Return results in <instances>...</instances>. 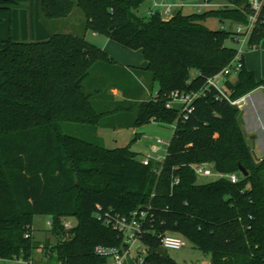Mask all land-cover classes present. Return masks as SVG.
Masks as SVG:
<instances>
[{"label": "trees", "instance_id": "trees-1", "mask_svg": "<svg viewBox=\"0 0 264 264\" xmlns=\"http://www.w3.org/2000/svg\"><path fill=\"white\" fill-rule=\"evenodd\" d=\"M144 1L40 0V9L47 21L66 18L76 6L86 29L142 50L152 93L146 98L135 71L84 34L0 39L1 259L36 264L31 259L41 246L32 227L35 216L44 214L51 216L57 238L44 247L56 264H106L98 246L128 248L123 233L98 217L111 210L129 217L146 212L140 237L145 261L136 258L135 264H180L160 250V235L168 232L210 255V264H264V159L253 158L239 107L207 82L235 60L238 50L226 44L233 37L231 27L214 29L206 21L247 24L250 2L222 0L223 7L203 12L179 9L165 17L157 10L142 17L137 10ZM19 5L0 0V24H11ZM262 40L264 0L248 45ZM242 65L236 81L231 74L224 80L234 100L264 88V78L256 81ZM116 87L123 98L109 93ZM176 90L200 93L187 115L181 104L167 106ZM153 120L175 127L165 159L148 165L132 143L109 148L96 133ZM66 123L87 125L93 140L67 133ZM201 163L239 179L199 182L193 166ZM67 217H76L74 226L65 227Z\"/></svg>", "mask_w": 264, "mask_h": 264}, {"label": "rangeland", "instance_id": "rangeland-1", "mask_svg": "<svg viewBox=\"0 0 264 264\" xmlns=\"http://www.w3.org/2000/svg\"><path fill=\"white\" fill-rule=\"evenodd\" d=\"M20 2V5L16 7L14 10L16 11V23L15 27L11 24H8V22H4L0 24V37H2V33H4L3 39H9L12 38L16 41H37V40H44L49 38L53 33H74L78 35H85V37L96 44L97 46L102 47L107 54H109L117 63L124 65L126 67H130L129 70L135 71V80L138 83V87H143L144 92L142 93V97L146 98L148 96H152V93L149 91V88L151 87V84L149 80L146 79L145 74V58L144 53H142V50L139 49H130L120 43L117 40H112L111 38L106 37L102 34H96L91 29H86V18L84 13L81 11L80 8L74 7L73 12L68 15L66 18H56L52 20H44L41 16V9H40V0H16ZM172 1V0H168ZM183 0H176L172 2H178ZM186 1V0H185ZM203 0L198 1H192V2H201ZM213 4H218V6L223 7L225 5L224 1H213L210 0ZM141 7L137 10V13L142 16L146 17L150 14L151 9L154 8L153 2L151 0H145L141 5ZM215 7V6H214ZM216 7V8H219ZM213 8V7H212ZM23 11H26V14H29V24L23 23L22 13ZM192 11H195L194 7H185L183 8L184 13H191ZM29 12V13H28ZM177 12V11H176ZM175 13V12H174ZM25 14V13H24ZM221 21L217 18H211L208 21V26L211 28H220L221 27ZM43 25V29L48 32V36H38V35H32L34 29L38 25ZM33 30V32H32ZM245 34L240 33V35L234 34L233 37L226 40V44L228 46L235 47L236 50L241 51V57L243 59V63L245 65V68L248 71H251L254 73L255 80L261 81V79L264 78V40H262L258 45L255 47H250L248 45V41L243 42L242 39ZM235 37H238L240 39V42L235 41ZM43 38V39H41ZM2 39V38H0ZM106 41H109L111 43L110 47L108 49H105L103 46ZM236 56V58H237ZM235 58V59H236ZM233 62V61H232ZM231 64V63H230ZM228 64L227 66H229ZM196 71H193V76L196 75ZM236 76L234 73L230 75V79L232 81H236ZM137 88V87H136ZM156 92V91H154ZM109 93L114 96V98L121 99L123 98V92L118 87L112 88L109 90ZM244 95H242L243 97ZM257 96V95H256ZM242 97L235 99L238 100V104H235L240 109V102ZM233 99V98H232ZM242 105V104H241ZM242 111H249L246 113V118L249 120L251 117L252 110H248L247 108L243 109ZM241 112V109H240ZM242 113V112H241ZM245 114V113H244ZM244 114H240L239 121L240 126L243 122L245 116ZM246 125V124H245ZM247 126V125H246ZM87 125H80L76 123H66L64 125V130L67 133H73L77 136L92 139L94 138V135L89 133V130L87 129ZM174 127L171 124H162L158 121L153 120L149 123V125H145L142 127H136V128H130V127H122L117 129L112 128H98L96 133L97 136L101 139L102 145H105L109 148H116L118 146H124L129 143H132V149L137 150L140 152V156L143 157L144 155L149 154L152 152L156 157L163 155L166 150V144L170 141L171 137L173 136ZM244 130V129H243ZM260 132L262 135H264V129L260 128ZM137 137V139L133 142L134 138ZM157 138H161L166 142L165 144H158ZM248 143V142H247ZM251 147V151L253 154V158L256 162H260L264 158L258 159L253 153L252 144L248 143ZM212 168L213 166L210 165ZM217 176L213 175L210 177L206 176H200L199 182H209L216 179ZM48 220H52L51 216L49 215H37L34 218L33 222V235L35 241L40 244L41 248H38L34 251V254L32 256V263L36 264H45V263H52L56 264L57 259L55 257H50V254L46 252V249L44 246L54 245L57 242L56 236L52 232V228L50 225H48ZM65 222L69 223V227L74 226L77 219L76 217H67ZM138 245H141L140 242H137L135 246L131 248L129 253L127 254L126 260L124 264H135L136 263V252ZM143 248V244L141 245ZM162 252L167 253L168 255L172 256L177 262L180 264H210L211 263V256L204 254L201 250L199 251L194 247V245L189 242L188 245L184 246L182 249H164L160 248ZM30 262L23 260L22 258L17 259L14 258L12 260L8 259H1L0 258V264H29ZM106 264H113V259L108 257Z\"/></svg>", "mask_w": 264, "mask_h": 264}, {"label": "built area", "instance_id": "built-area-1", "mask_svg": "<svg viewBox=\"0 0 264 264\" xmlns=\"http://www.w3.org/2000/svg\"><path fill=\"white\" fill-rule=\"evenodd\" d=\"M153 2L154 8L151 9L150 14L155 13L157 10H161L165 17H170L179 9H183L185 7H194L196 12H203L210 8H216L219 7L218 4H213L210 0H203L201 2H190V1H178V2H172L168 0H151ZM251 5L252 13L249 15V22L247 24L244 23H235L234 28L232 31L234 34L240 35V33L245 34L242 39L243 42L248 41L251 31L253 30V27L255 26V23L258 20L259 12L263 5V0H248ZM215 6V7H214ZM221 7V5H220ZM227 27L223 26L222 28ZM236 42H240V39L238 37H235ZM241 51H239V55L237 58L224 70H222L220 73L211 76L208 79V85L209 87H213L218 91V96L222 99L229 100L232 104H238V100H234L231 97H229V93L225 90L224 87V80L226 79V76L234 73L237 74L241 68H242V57H241ZM157 92H155L156 94ZM199 92H182V91H172L169 95V101L167 103L168 107H173L176 104H181L182 106V112L183 114L187 115L188 112L192 111L193 103L196 99V97L199 95ZM175 127V125H173ZM158 144H165L163 139L157 138ZM169 144L167 142L166 146ZM168 151V146L166 147L165 153L163 155H160L156 157L152 152H150L147 155H144L142 157V162L146 165L150 164L151 159H155L158 161H162L165 159L166 154ZM193 169L197 176H217L219 177H227L230 178L233 182L238 181V175L235 173H229V174H222L214 170V168H211L208 163H201L193 166ZM156 172H159V169L156 170ZM146 212L142 211L140 214L136 213L132 215L131 217L119 214L116 212H113L111 210H106L105 214H98V217L103 219L107 224L113 226L114 229L118 230L120 233H123L124 242L128 244V248L126 249H120L117 247H103L98 246L96 248V252L99 254H102L104 256L110 257L113 259V264H124L127 254L131 250L133 246L137 242H140L141 245L143 242L141 241L140 237L143 232V225L142 220L145 218ZM48 224L51 226L52 222L51 220L48 221ZM65 227H69L68 222H64ZM161 240V246L164 249H182L184 246L188 245L190 242L187 240V238L182 237L180 235L174 234L172 232L164 233L160 235ZM141 245H138L137 252H136V258L140 262L145 261V255H146V249L141 247Z\"/></svg>", "mask_w": 264, "mask_h": 264}, {"label": "crops", "instance_id": "crops-1", "mask_svg": "<svg viewBox=\"0 0 264 264\" xmlns=\"http://www.w3.org/2000/svg\"><path fill=\"white\" fill-rule=\"evenodd\" d=\"M172 1H176V0H172ZM186 1L192 2V1H195V0H186ZM196 1H198V0H196ZM213 1H216V0H213ZM219 1L222 2V0H219ZM192 12H194V11H192ZM15 15H16V11H14V14H13V20H12V26L13 27H15L14 25L16 23V18H15L16 16ZM21 16L23 18V23L25 24V23L28 22V24H29V14L27 15L26 11H23ZM210 19L211 18H208V21ZM208 21H206V25L207 26H208ZM224 25L227 26V27H231V29H233L235 23L231 24L230 21H225L224 23H221V27L220 28H222ZM214 29H218V28H214ZM34 31L35 32H33V30H32V32H33L32 35L45 36V37L48 36V32L45 31V29H43V25L39 24L38 28L36 27L34 29ZM1 35H2V37H0V38H2L1 40H5V39H3V38H5L4 37L5 34L2 33ZM41 39H43V38H41ZM110 45H111V43L109 41H106L103 47L105 49H108L110 47ZM146 65H147V63L145 61L144 68L146 67ZM124 67L128 68V69L130 68V67H126V66H124ZM235 76H237V74H235ZM240 103L242 104V105L240 104V106H241L240 109H241V112H242L241 115L245 113L244 114L245 116H243L244 120L241 123L242 124L241 128L244 129V133L246 135V138H248V137L252 138V142L254 143V146L252 147L253 148V153L255 154V150H256V153H257L255 156L258 159L264 158V135H262L261 132H260V128L264 129V88H263V86H259L254 91H251V92L245 94L242 97ZM245 108H247L248 110L251 109L252 110L251 112H253L251 117L249 118V120L245 119L246 118V113H248L249 111L248 112L247 111H242ZM209 165H211V164H209ZM48 221H50V220H48Z\"/></svg>", "mask_w": 264, "mask_h": 264}, {"label": "water", "instance_id": "water-1", "mask_svg": "<svg viewBox=\"0 0 264 264\" xmlns=\"http://www.w3.org/2000/svg\"><path fill=\"white\" fill-rule=\"evenodd\" d=\"M247 142L252 144V147L254 146V143L252 142V138L248 137L247 138ZM240 172L242 173V175H247L248 171L246 170V168L240 166Z\"/></svg>", "mask_w": 264, "mask_h": 264}]
</instances>
